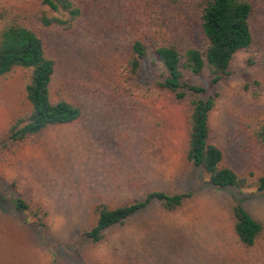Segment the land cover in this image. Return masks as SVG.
I'll return each instance as SVG.
<instances>
[{"label":"rangeland","instance_id":"rangeland-1","mask_svg":"<svg viewBox=\"0 0 264 264\" xmlns=\"http://www.w3.org/2000/svg\"><path fill=\"white\" fill-rule=\"evenodd\" d=\"M76 2L83 14L70 29H44L37 17L48 11L40 0H0V8L27 19L57 60L53 101L65 98L82 110L76 123L10 145L9 127L31 110L27 73L16 68L0 78V264H264V194L210 186L185 159L190 98L177 101L156 87L160 64L146 62L137 75L125 69L121 22L128 1ZM253 33L250 49L236 54L230 74L212 87L209 123L211 143L228 166L264 176V146L249 137L256 123L264 125L263 15ZM183 76L210 86L206 73ZM151 191L190 197L175 212L154 203L106 230L100 242L82 236L99 205L120 207ZM11 193L45 226L33 224V213H18ZM234 198L263 227L251 248L233 233Z\"/></svg>","mask_w":264,"mask_h":264},{"label":"trees","instance_id":"trees-1","mask_svg":"<svg viewBox=\"0 0 264 264\" xmlns=\"http://www.w3.org/2000/svg\"><path fill=\"white\" fill-rule=\"evenodd\" d=\"M127 1L121 22L126 40L124 67L131 75H137L146 62L151 67L160 64L163 71L155 82L156 87L169 91L177 101L190 98L186 161L199 168L207 183L216 189L240 192L255 189L264 194V176L251 170L237 172L225 163L223 151L211 143L209 123L216 96L212 87L230 74L229 67L236 54L252 46L253 23L259 15L264 16V0ZM40 2L48 11L37 17L44 29L56 26L70 29L83 14L76 0ZM16 68L27 73L24 92L31 110L27 117L17 118L11 124L5 137L8 144L18 145L49 127L80 120L82 110L77 103L65 98L53 101L57 60L49 55L45 39L20 12L1 7L0 78ZM183 71L194 77L206 73L210 86L189 84ZM249 137L264 146V125L256 123L250 128ZM189 197V194L151 191L143 200L120 207L109 209L99 205L93 226L82 236L93 243L100 242L106 230L122 225L150 205L157 203L163 210L175 212ZM10 202L21 215L33 213L37 218L33 224L37 227L45 226L23 199L12 194ZM231 215L238 242L245 248L253 247L263 231L261 223L237 198L231 206Z\"/></svg>","mask_w":264,"mask_h":264}]
</instances>
